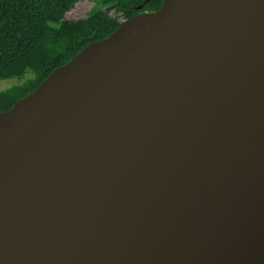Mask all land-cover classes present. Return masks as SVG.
I'll use <instances>...</instances> for the list:
<instances>
[{
    "label": "water",
    "instance_id": "water-1",
    "mask_svg": "<svg viewBox=\"0 0 264 264\" xmlns=\"http://www.w3.org/2000/svg\"><path fill=\"white\" fill-rule=\"evenodd\" d=\"M0 264H264V0H164L1 112Z\"/></svg>",
    "mask_w": 264,
    "mask_h": 264
},
{
    "label": "trees",
    "instance_id": "trees-1",
    "mask_svg": "<svg viewBox=\"0 0 264 264\" xmlns=\"http://www.w3.org/2000/svg\"><path fill=\"white\" fill-rule=\"evenodd\" d=\"M80 1L83 0H0V80L25 79L0 92V113L33 92L54 69L69 62L90 43L110 36L121 25L103 10L82 19L65 20V14ZM85 1L114 7L125 19L156 12L164 2ZM28 73L32 76L25 78Z\"/></svg>",
    "mask_w": 264,
    "mask_h": 264
},
{
    "label": "rangeland",
    "instance_id": "rangeland-1",
    "mask_svg": "<svg viewBox=\"0 0 264 264\" xmlns=\"http://www.w3.org/2000/svg\"><path fill=\"white\" fill-rule=\"evenodd\" d=\"M103 10L108 15L118 19L120 22L125 21L124 15L122 12H119L114 7L110 6H103L102 4L93 3L89 1H80L79 3L75 4L69 12L65 14L64 19L68 21L72 20H78L85 18L86 16L93 15L96 12ZM32 73H28L25 78L31 77ZM25 79H19V78H12V79H5L0 80V92L5 91L7 89L12 88L13 86L19 84L20 82H23Z\"/></svg>",
    "mask_w": 264,
    "mask_h": 264
}]
</instances>
